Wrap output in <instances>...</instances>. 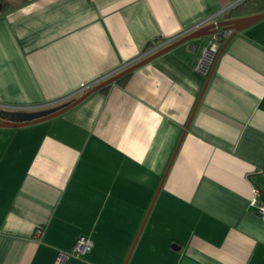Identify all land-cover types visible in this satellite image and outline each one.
I'll return each instance as SVG.
<instances>
[{"label": "crops", "instance_id": "crops-1", "mask_svg": "<svg viewBox=\"0 0 264 264\" xmlns=\"http://www.w3.org/2000/svg\"><path fill=\"white\" fill-rule=\"evenodd\" d=\"M241 1L25 0L0 13V110L77 97ZM211 39L0 127V264H55L81 236L92 248L66 264H264V19L232 38L194 111Z\"/></svg>", "mask_w": 264, "mask_h": 264}, {"label": "water", "instance_id": "water-1", "mask_svg": "<svg viewBox=\"0 0 264 264\" xmlns=\"http://www.w3.org/2000/svg\"><path fill=\"white\" fill-rule=\"evenodd\" d=\"M2 8H3V3L0 1V12L2 11ZM263 19H264V10L260 11V12L248 14V15L238 16V17H233L232 14H228L226 17H223L219 21H215V22L206 24V25L192 31L191 33L169 43L168 45H166L162 48H159L158 50L150 53L149 55L145 56L144 58L140 59L139 61H136L135 63H133L130 66L126 67L125 69L119 71L118 73H115L114 75H112V76L102 80L101 82L95 84L90 89H88L87 91H85L84 93L80 94L77 97H74L72 99H68L62 103H59V104L53 105V106H49V107H44V108H39V109H31V110H26V109L12 110V111H9L10 117H5V116L0 115V127L16 128V127L32 125L35 123H39L42 121L52 119L56 116H59L65 112H67L68 110L72 109L73 107H75L76 105L81 103L83 100H85L92 93L102 89L103 87H105L107 85L112 84L113 82L118 81V79H120L121 77L131 73L136 68L152 61L156 57L164 54L165 52L173 49L174 47L182 44L183 42H186L190 39L203 38V37H206L209 35H213V34L219 32L220 30L230 31L229 37L222 43L221 47L219 48V50L217 51V53L215 55L214 62L212 64L210 71L208 72L205 84L203 86V89H202V91L199 95L198 101L196 103V107L194 109V111H195L199 102L201 101V98L205 92V89H206V87H207V85H208V83L212 77V74L214 72L217 60L220 57V55L222 54V52L225 50L226 46L229 44V42L232 40V38L237 33L247 29L248 27L252 26L253 24H255V23H257ZM194 111H193V113H194ZM192 116H193V114H192ZM189 122L183 131L182 137L178 143V146L175 150V153H174V155H173V157H172V159L168 165L167 170L164 173V176L161 180L158 191H157V193H156V195H155V197L151 203V206H150V208H149V210L145 216V219H144L143 224L141 226V229L138 233V236L140 235L141 230L147 221V218H148V216L151 212V209L155 203L158 192L161 190V188L165 182V179L167 178L169 170L171 169V166L175 160L178 149H179V147L182 143V140H183V138L187 132V129L189 127ZM138 236H137V238H138ZM130 255H131V252L129 253V255L127 257L125 264H127L128 260L130 258Z\"/></svg>", "mask_w": 264, "mask_h": 264}, {"label": "built area", "instance_id": "built-area-1", "mask_svg": "<svg viewBox=\"0 0 264 264\" xmlns=\"http://www.w3.org/2000/svg\"><path fill=\"white\" fill-rule=\"evenodd\" d=\"M209 21V19H205L202 21L198 26H201ZM221 34L220 32H217L212 35V39L210 41V45L207 46L203 52V55L200 59L198 68L204 71H207L212 59L216 55L217 51L219 50L220 47V39H221ZM225 36L230 35V31H224ZM106 79V78H105ZM102 81V80H101ZM101 81H95L93 83H82L77 90L76 94L82 93L89 89L90 87L94 86L95 84L101 82ZM256 194H260V190L258 188L255 189ZM252 203H257L259 212L264 215V199L260 202L257 201L256 198L252 200ZM93 246V243L90 239L86 238L85 236L79 237L73 248L70 251H64V250H59L57 252L55 264H66V260L70 255L80 257L84 254H86Z\"/></svg>", "mask_w": 264, "mask_h": 264}, {"label": "trees", "instance_id": "trees-1", "mask_svg": "<svg viewBox=\"0 0 264 264\" xmlns=\"http://www.w3.org/2000/svg\"><path fill=\"white\" fill-rule=\"evenodd\" d=\"M3 3L2 12H6L11 8L17 7L20 4H22L25 0H0ZM264 10V0H242L239 4L235 5L233 8H231L227 13L224 14L223 17H226L228 14H232L233 17H238L237 14L239 13H256ZM229 36L224 35V31L221 34L220 44L223 43ZM157 42H154L151 44V46H155ZM129 74L121 77L118 79V82L124 83V81L127 79ZM109 85L103 87L102 89H106ZM1 113H4L6 116H9V112L0 110Z\"/></svg>", "mask_w": 264, "mask_h": 264}, {"label": "flooded vegetation", "instance_id": "flooded-vegetation-1", "mask_svg": "<svg viewBox=\"0 0 264 264\" xmlns=\"http://www.w3.org/2000/svg\"><path fill=\"white\" fill-rule=\"evenodd\" d=\"M223 31H225V30H220L219 32L222 33ZM220 47H221V46H220ZM90 88H91V87H90ZM90 88H89V89H90ZM87 90H88V89H87ZM87 90H86V91H87ZM84 92H85V91H84ZM84 92H82V93H84ZM82 93H81V94H82ZM73 98H74V97H73ZM70 99H72V97H71ZM0 115H1V116H5V115H3L1 112H0ZM5 117H10V114H9V116H5Z\"/></svg>", "mask_w": 264, "mask_h": 264}, {"label": "rangeland", "instance_id": "rangeland-1", "mask_svg": "<svg viewBox=\"0 0 264 264\" xmlns=\"http://www.w3.org/2000/svg\"><path fill=\"white\" fill-rule=\"evenodd\" d=\"M227 37V36H226ZM4 111V110H3Z\"/></svg>", "mask_w": 264, "mask_h": 264}]
</instances>
